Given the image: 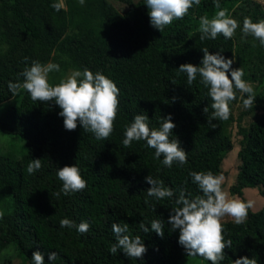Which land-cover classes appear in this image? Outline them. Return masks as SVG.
<instances>
[{"label":"trees","instance_id":"obj_1","mask_svg":"<svg viewBox=\"0 0 264 264\" xmlns=\"http://www.w3.org/2000/svg\"><path fill=\"white\" fill-rule=\"evenodd\" d=\"M63 1L65 7L56 11L51 5L59 0H0V103L13 96L9 82L22 83L21 73L33 61L60 66L49 74L53 86L68 70L88 69L105 75L120 90L114 130L107 140H97L79 123L68 131L55 101L41 102L34 114L23 97L21 105L0 114V129L19 135L25 149L19 158L0 153V199H12V209L0 218V252L14 243L22 264H34L35 251L44 255V264H180L186 251L178 243L179 230H171L167 221L179 206L175 201L182 189L190 198L202 195L190 172L221 175L223 160L233 148L234 124L238 164L229 190L241 196L243 188L257 187L264 196V45L251 35L242 38L243 19L264 20V7L258 0H219L240 27L231 39L220 34L201 41L200 17L215 16L214 0L193 5L162 33L150 23L146 0H118L126 5L124 10L109 0H85L83 5ZM204 48L233 59L231 69H243L242 79L256 96L252 108L243 107L237 92L229 119L208 123L214 111L209 88L199 75L188 85L187 74L178 71L186 63L201 66ZM137 114L147 115L149 127L156 129L170 115L176 126L170 139H178L187 162L165 166L163 156L155 158V149L144 140L125 147L124 133ZM33 159H41L42 167L29 174ZM73 165L87 186L65 195L57 171ZM147 176L163 181L174 195L149 197ZM65 218L77 226L87 222L89 230L61 227ZM157 219L164 222L163 237L151 231ZM114 223H127L128 234L141 237L147 248L142 258L128 257L122 249L110 253L116 243ZM140 223L150 231L143 233ZM222 223L225 241L230 239L232 246L224 249L218 264H233L240 257L264 264V207L249 209L243 224ZM50 252L57 253L55 261L49 260Z\"/></svg>","mask_w":264,"mask_h":264},{"label":"clouds","instance_id":"obj_2","mask_svg":"<svg viewBox=\"0 0 264 264\" xmlns=\"http://www.w3.org/2000/svg\"><path fill=\"white\" fill-rule=\"evenodd\" d=\"M84 2L85 0H79L81 5ZM200 3L201 0H146L150 10V23L161 33L174 20L183 19L193 5L198 6ZM214 5L218 11L213 18L209 19L206 15L200 17L201 41L206 38L215 39L220 34L231 39L240 27L238 21L229 15L228 9L221 8L219 0H214ZM51 6L60 11L65 4L63 0H59ZM242 33V38L251 35L264 45V20L253 22L251 18L245 17ZM202 51L204 55L201 66L186 63L180 65L178 71L187 74L188 85H191L199 75L200 82L209 88L211 107L214 111L208 123L211 124V121L217 118L223 121L229 119L230 102L237 99V92L241 94L243 107L252 108L256 96L251 84L242 79L243 69H231L233 59H225L219 53L210 54L207 48ZM53 71H60V66L51 62L41 64L39 61H33L31 66L21 73L24 77L22 83L9 82V91L15 96L23 89L30 94L33 101H55L61 109L59 115L63 117L66 130L74 131L79 123L84 131L93 133L97 140H107L114 130L118 112L120 90L117 85L100 72L93 73L84 69L82 72L73 71L66 79L53 86L48 79ZM229 71L231 78L228 75ZM244 94H247L246 99ZM204 111L207 112L208 109L205 108ZM175 127L170 115L162 119L160 127L156 129L149 127L147 115L137 114L126 128L123 145L130 147L133 141L144 140L148 147L155 149V158L163 156L162 163L165 166L171 168L173 162L183 165L187 162V153L180 147L178 139H170ZM212 127L215 128L216 125L212 124ZM41 167V159H33L27 166V172L33 174ZM57 176L63 182L61 191L65 195L82 191L87 186L76 165L58 169ZM190 176L202 195L190 198V194H186L182 189L175 201L179 206L172 209L167 223L171 225V230H179L178 243L184 247L188 257L199 256L211 261V264H218L224 259V249L232 246L230 239L225 241L222 221L229 217L235 224H243L247 220L249 209L253 207V202L230 197L222 187L225 179L223 175H214L209 171L190 172ZM145 180L151 185L147 190L149 197L160 200L174 195L173 190L165 187L163 181L153 179L151 176L145 177ZM2 217L3 212H0V218ZM60 226L76 227L80 233H86L90 227L87 222H81L77 226L67 218L60 221ZM139 226L143 233L150 231L144 223H140ZM163 229L162 220L151 222V231L161 237L164 235ZM112 230L116 236V243L110 249L111 254H116L122 249L128 257L135 259L143 257L147 248L139 235L132 237L128 234L127 223H114ZM48 255L50 261L57 258L56 252H50ZM32 261L34 264H44V255L40 251H35L32 253ZM233 264H257V260L240 257Z\"/></svg>","mask_w":264,"mask_h":264},{"label":"rangeland","instance_id":"obj_3","mask_svg":"<svg viewBox=\"0 0 264 264\" xmlns=\"http://www.w3.org/2000/svg\"><path fill=\"white\" fill-rule=\"evenodd\" d=\"M113 3L118 9L124 10L126 5L119 2L118 0H109ZM137 1V0H133ZM262 3L264 7V0H258ZM64 2V1H63ZM73 71L68 70L66 74L63 76L66 79ZM49 79V78H48ZM25 97L28 101L26 102L27 107L36 114V109L40 105L41 101H33L30 97V94L26 90H21L17 95L12 96L10 99L0 103V114L6 112V110L10 107H17L21 105L23 98ZM238 109H235V113L237 114ZM231 136L233 141V148L227 153L226 157L223 160L222 173L224 176V184L222 187L225 191L230 194L232 198H239L244 201H252L253 207L252 209L259 210L264 207V196L259 193L257 187H249V190H244V195L232 194L229 190L231 184L234 182L236 169H237V150H238V139L239 135L237 134L236 125L231 126ZM25 151L24 142L19 135L7 134L4 133L0 129V153H9L14 158H19L22 153ZM7 210L12 209V199L9 197H4L0 199V212H5ZM232 220L229 217H225L223 221ZM22 257L19 255L16 245L14 243H10L7 247H5L0 252V264H22ZM180 264H209L204 260L198 257H185L181 260Z\"/></svg>","mask_w":264,"mask_h":264},{"label":"crops","instance_id":"obj_4","mask_svg":"<svg viewBox=\"0 0 264 264\" xmlns=\"http://www.w3.org/2000/svg\"><path fill=\"white\" fill-rule=\"evenodd\" d=\"M246 189L249 190V187L243 188V190H242V195H244V192H245L244 190H246ZM251 210H253V209L251 208ZM255 210H256V209H254V211H255Z\"/></svg>","mask_w":264,"mask_h":264}]
</instances>
